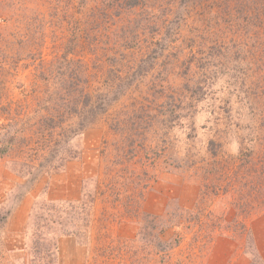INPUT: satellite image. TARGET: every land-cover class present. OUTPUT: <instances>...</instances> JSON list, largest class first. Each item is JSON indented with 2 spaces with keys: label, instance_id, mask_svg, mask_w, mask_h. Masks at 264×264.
<instances>
[{
  "label": "rangeland",
  "instance_id": "obj_1",
  "mask_svg": "<svg viewBox=\"0 0 264 264\" xmlns=\"http://www.w3.org/2000/svg\"><path fill=\"white\" fill-rule=\"evenodd\" d=\"M132 1L0 0V264H264V0Z\"/></svg>",
  "mask_w": 264,
  "mask_h": 264
},
{
  "label": "trees",
  "instance_id": "obj_2",
  "mask_svg": "<svg viewBox=\"0 0 264 264\" xmlns=\"http://www.w3.org/2000/svg\"><path fill=\"white\" fill-rule=\"evenodd\" d=\"M132 2H134L135 5L140 4V0H133ZM259 13H260V15H264L263 10H261ZM83 98L85 101H83V103H81L82 105H78V104L76 105L75 104V106L73 108H71V110L74 112L80 113V114H85V116H86V113L84 112V107H86L87 105H90V103L93 102L94 100H91V95L89 93H86ZM90 121H91V117L87 118V122H90ZM11 148H12V146H11L10 141H7V143H1L0 142V156L2 157L4 155L8 154L9 151L11 150ZM243 228H245L244 230H246L247 224Z\"/></svg>",
  "mask_w": 264,
  "mask_h": 264
}]
</instances>
